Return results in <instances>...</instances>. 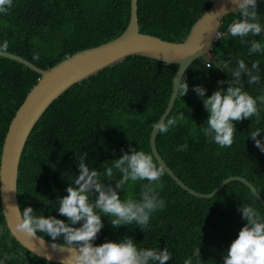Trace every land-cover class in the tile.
I'll list each match as a JSON object with an SVG mask.
<instances>
[{
    "label": "trees",
    "instance_id": "trees-1",
    "mask_svg": "<svg viewBox=\"0 0 264 264\" xmlns=\"http://www.w3.org/2000/svg\"><path fill=\"white\" fill-rule=\"evenodd\" d=\"M209 4L207 0H137L139 32L179 42ZM257 12L264 24V0H257ZM129 16L130 0H13L8 13L0 14V44L7 40V52L45 69L78 50L118 37ZM239 18L237 9L227 12L210 57L194 60L185 70L183 82L189 85V92L183 97L177 94L169 115L183 112L185 119L166 134L159 133L156 143L163 159L193 190L207 193L223 179L238 175L246 177L264 200V153L250 138L251 132L260 130L259 139L264 140V104L258 102L259 121L252 117L234 122V143L221 148L203 135L201 127L209 113L192 90L202 86L211 96L219 90L217 82L229 80L237 60L243 59L249 68L258 62L260 76V82L253 85L244 77V90L254 98L264 94V53L249 55L250 44L227 35L229 24ZM246 39L264 43V33ZM34 53H39V60L33 59ZM176 70L177 64L131 56L58 95L35 124L22 153L16 178L19 209L32 207L37 216H55L67 222L59 215L56 201L74 184L81 158L87 154L89 168L100 172L106 182L105 166H112L125 152L131 154L130 146L152 154L150 133L171 98ZM39 78L27 66L0 56V159L10 121ZM227 87L223 85L225 91ZM185 143L186 151H176ZM113 172L114 186L121 174ZM162 181L160 198L166 207L152 215L146 231L135 224L115 229L109 223L112 217H103L104 227L95 244L129 237L138 248L168 247L172 254L168 264H184L194 249L200 248L201 258L193 257V264H223L227 249L247 223L238 208L251 205L264 216L255 194L242 182L232 181L211 199L202 200L189 196L166 171ZM142 183L146 181H130L120 193L121 199L139 200ZM0 230V258L4 253L24 254L7 264H59L32 254L14 239L6 229L1 204ZM38 235L52 241L46 234ZM57 242L63 243V239Z\"/></svg>",
    "mask_w": 264,
    "mask_h": 264
},
{
    "label": "clouds",
    "instance_id": "clouds-1",
    "mask_svg": "<svg viewBox=\"0 0 264 264\" xmlns=\"http://www.w3.org/2000/svg\"><path fill=\"white\" fill-rule=\"evenodd\" d=\"M240 18L233 20L227 29V35L239 38L242 43L250 44L249 55L264 53V43L248 37L261 36L264 33V24L260 22L257 12V0H232ZM13 7V0H0V14H7ZM217 39L219 34H216ZM9 43L5 40L0 44V54H6ZM33 59L39 60V53L33 54ZM259 63L254 62L251 68L243 59L237 60V66L231 70V78L227 81H218L219 90L207 96V89L196 86L192 90L202 99L205 110L209 113L206 125L201 127L203 135L208 141L214 142L221 148L231 147L234 143L236 127L234 122L256 117L260 119L259 104H264V94L253 97L244 90L243 79L247 77L249 85L260 82ZM227 84L226 91L223 85ZM189 92L187 82L179 87L178 97ZM185 119L181 112L176 117L163 118L153 124V129L166 134ZM261 131L250 133L255 147L264 153V140L259 139ZM188 144L179 145L176 151L183 152ZM130 153L125 152L122 158L112 161V166H105L103 175L107 181L101 180V173L95 168L90 169L86 163L87 154L78 164L79 175L74 184L66 188L67 195L59 198V215L67 218L57 219L55 216L45 217L35 215L32 207L22 211L15 209L16 223L9 225L12 235L18 233L25 238L35 240L38 233L46 234L52 240L51 247L69 253L64 264H168L172 254L168 247L161 249L138 248L132 238L125 237L120 242H105L97 246L95 240L104 227L103 217H112L110 224L118 229L121 226L137 225L146 231L153 214L164 210L166 202L160 198V191L164 184L162 177L165 167L158 165L150 153L137 151L130 146ZM113 169L118 170L121 178L113 186ZM146 181L142 183L140 199L120 197L129 182ZM94 197V199L90 198ZM238 211L247 223L239 231L224 255L223 264H264V216L251 205H241ZM103 214V215H101ZM2 232V230H0ZM40 240L44 239L39 236ZM63 239V243L57 241ZM11 247V244H9ZM24 254L4 253L0 264H7L9 260L23 258ZM193 257L201 258L200 248L193 251L191 257L184 260V264H193Z\"/></svg>",
    "mask_w": 264,
    "mask_h": 264
},
{
    "label": "water",
    "instance_id": "water-1",
    "mask_svg": "<svg viewBox=\"0 0 264 264\" xmlns=\"http://www.w3.org/2000/svg\"><path fill=\"white\" fill-rule=\"evenodd\" d=\"M210 4L196 19L187 35L179 42L165 41L161 38L145 35L139 32L137 16V0H130V16L125 30L113 40L96 46L88 47L65 56L53 65L42 69L27 59L7 52L0 56L17 61L40 75L37 83L27 93L24 101L18 107L6 132L0 159V204L5 219L6 229L12 235L9 225H15L18 207L16 196V178L19 163L28 137L37 121L46 111L50 103L65 90L74 84L89 79L100 71L120 63L131 56H142L168 65L177 64L173 77V89L166 110L160 120H166L171 114L176 102L180 85L183 82L184 72L196 59L204 57L210 52L219 32L223 16L236 6L232 0H207ZM159 120V121H160ZM158 130L152 128L149 143L152 154L166 169L171 178L189 196L208 200L219 192L226 184L232 181L242 182L248 186L255 199L264 208V200L257 189L244 176L231 175L223 179L212 191L201 193L190 188L163 159L158 151L156 138ZM14 239L32 254L47 261L64 264L69 253L54 250L52 241L39 236L35 240L25 238L21 234L12 235Z\"/></svg>",
    "mask_w": 264,
    "mask_h": 264
},
{
    "label": "built area",
    "instance_id": "built-area-1",
    "mask_svg": "<svg viewBox=\"0 0 264 264\" xmlns=\"http://www.w3.org/2000/svg\"><path fill=\"white\" fill-rule=\"evenodd\" d=\"M218 34H219V37H220V36L222 35V32L219 31ZM216 40H217V36H216L215 41H216ZM205 56H207V57L209 58V57H210V53L208 52ZM205 65H206V66H209V61L206 60Z\"/></svg>",
    "mask_w": 264,
    "mask_h": 264
}]
</instances>
